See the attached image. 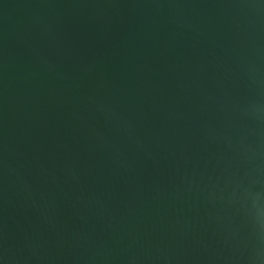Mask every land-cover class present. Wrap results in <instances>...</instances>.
I'll return each mask as SVG.
<instances>
[{
	"label": "water",
	"instance_id": "water-1",
	"mask_svg": "<svg viewBox=\"0 0 264 264\" xmlns=\"http://www.w3.org/2000/svg\"><path fill=\"white\" fill-rule=\"evenodd\" d=\"M0 264H264V0H0Z\"/></svg>",
	"mask_w": 264,
	"mask_h": 264
}]
</instances>
